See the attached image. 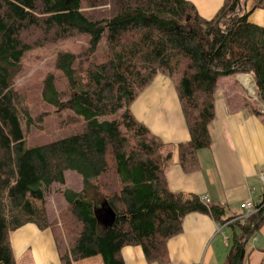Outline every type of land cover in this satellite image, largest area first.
Here are the masks:
<instances>
[{
  "label": "trees",
  "instance_id": "1",
  "mask_svg": "<svg viewBox=\"0 0 264 264\" xmlns=\"http://www.w3.org/2000/svg\"><path fill=\"white\" fill-rule=\"evenodd\" d=\"M241 2L225 0L206 19L187 0H0V264H16L11 233L28 223L52 230L61 264L96 255L104 264H126L125 246H141L148 262H168L167 243L183 231L189 213L221 221L220 205L170 190L172 151L131 106L158 75L169 78L191 136L178 145L179 162L186 172L197 170L198 151L212 143L219 78L253 75L264 101V27L248 21ZM45 5L66 12L48 34L57 27L77 31L88 45L57 54L65 89L48 74L40 90L46 108L34 115L15 82L26 47L49 41L42 36L48 19L37 16ZM48 109L67 135L27 145L26 129L44 121ZM69 171L81 177V186L62 191L65 238L36 202L45 204ZM103 203L115 213L106 229L97 216ZM263 214L261 208L233 225L239 232L224 264H238L241 243Z\"/></svg>",
  "mask_w": 264,
  "mask_h": 264
},
{
  "label": "crops",
  "instance_id": "2",
  "mask_svg": "<svg viewBox=\"0 0 264 264\" xmlns=\"http://www.w3.org/2000/svg\"><path fill=\"white\" fill-rule=\"evenodd\" d=\"M187 1L195 5L200 16L211 19L225 0ZM241 1V9L249 13L248 21L264 27V7L259 6L263 0ZM246 84L255 85L253 75L231 74L219 78L215 118L209 126L212 143L198 151L199 168L192 172H186L179 162L178 145L189 141L191 136L173 82L158 75L135 100L131 106L135 117L172 151L166 169L170 190L186 196H206L209 204L220 205L225 213L221 221L207 213L186 215L183 231L167 243L168 262H148L141 246H125L121 255L126 264L225 263L231 247L228 243L232 244L233 235L239 229L230 224L220 233L218 227L233 216L246 214L241 204L248 199L257 202L262 194L264 106H254L246 98ZM109 222V219L100 220L102 229ZM227 227L232 229V236L225 231ZM223 234L229 237L228 242L224 241ZM11 244L17 264H61L50 228L41 230L35 223L25 224L11 233ZM74 264L104 263L101 255H96ZM243 264H264V222L247 242Z\"/></svg>",
  "mask_w": 264,
  "mask_h": 264
},
{
  "label": "rangeland",
  "instance_id": "3",
  "mask_svg": "<svg viewBox=\"0 0 264 264\" xmlns=\"http://www.w3.org/2000/svg\"><path fill=\"white\" fill-rule=\"evenodd\" d=\"M55 10L50 6H46V13H38L37 16L40 18L48 19L49 23H47V31L43 33L42 36L43 39L49 38V41L37 42L34 44L33 48L29 46L26 47V52L22 60V70L17 76L15 82V87L25 94L27 103L30 104V108L34 112V115L37 112L45 110L46 108V104L40 101V90L42 83L48 74H55L58 87L60 89H65L66 80L63 74L55 66L57 54L60 51L79 53L82 52L88 45L87 35L77 31H70L66 28L57 27L54 29V31L48 34L50 31L49 28L53 27L54 25H59L58 23L60 19L57 20L55 17L65 16L66 13L65 11ZM33 35L37 36L35 33H33ZM24 36H30V34L24 33ZM34 36L30 37L29 39H35L33 38ZM103 52L104 47H102L100 50V54H103ZM244 92L246 98L251 102L252 105L264 106V101L261 98L256 84L247 85V88L244 89ZM48 110L50 112L45 116L44 121L26 129L25 140L27 145L46 143L67 135L69 130L60 127V119L56 115L55 111L52 109ZM79 186H81V177L76 172L69 171L67 173L66 183L64 185L54 184L47 192L45 204L40 201L36 202L39 207L46 208L49 219L57 220L58 227L61 233H64L63 237L65 238L66 232L60 219L61 213L66 207V201L62 196V191L66 188H78ZM102 215L100 212L101 221L108 220L107 215V217H103ZM225 231H227V233L232 236V229L230 227H227ZM228 246H231V243H228ZM20 263H22V261Z\"/></svg>",
  "mask_w": 264,
  "mask_h": 264
},
{
  "label": "built area",
  "instance_id": "4",
  "mask_svg": "<svg viewBox=\"0 0 264 264\" xmlns=\"http://www.w3.org/2000/svg\"><path fill=\"white\" fill-rule=\"evenodd\" d=\"M261 187H262V194L260 196V198L257 200V202L252 201L251 199L246 200L244 203L241 204V208L245 211H247L246 214H240V215H236L231 217L230 219H228L227 221H225L222 226L220 225L218 227V231L220 233L222 232V228L224 226L230 225V224H236L238 222L245 224L248 217H250L251 215L255 214L256 212H258L261 208H264V174H261ZM201 200L206 203L209 204V198L204 196L201 198ZM224 237V241L228 242L229 241V237L226 236L225 234H223Z\"/></svg>",
  "mask_w": 264,
  "mask_h": 264
},
{
  "label": "water",
  "instance_id": "5",
  "mask_svg": "<svg viewBox=\"0 0 264 264\" xmlns=\"http://www.w3.org/2000/svg\"><path fill=\"white\" fill-rule=\"evenodd\" d=\"M100 211H102L101 213L103 214L102 216L105 217L106 216L110 222H113L115 219V213L113 212V210L109 207V205L107 203H103L101 205V207L99 208ZM99 218V221L101 219L100 215H97ZM264 222V214L259 218V220L252 226L251 230L249 231V233L247 234V236L245 237V239L242 241L241 243V253H240V257L238 260V264H243L244 262V258H245V254H246V244L247 242L252 238V236L256 233V231L259 229V227L263 224Z\"/></svg>",
  "mask_w": 264,
  "mask_h": 264
},
{
  "label": "bare ground",
  "instance_id": "6",
  "mask_svg": "<svg viewBox=\"0 0 264 264\" xmlns=\"http://www.w3.org/2000/svg\"><path fill=\"white\" fill-rule=\"evenodd\" d=\"M242 78H243V77H242ZM247 80H248V79H247ZM247 80L245 81V83H248V81H247Z\"/></svg>",
  "mask_w": 264,
  "mask_h": 264
}]
</instances>
